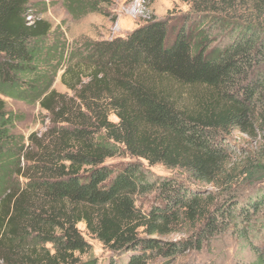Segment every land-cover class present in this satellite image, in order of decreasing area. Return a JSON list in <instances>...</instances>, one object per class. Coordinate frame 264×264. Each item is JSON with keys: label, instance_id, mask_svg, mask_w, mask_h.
Segmentation results:
<instances>
[{"label": "trees", "instance_id": "trees-1", "mask_svg": "<svg viewBox=\"0 0 264 264\" xmlns=\"http://www.w3.org/2000/svg\"><path fill=\"white\" fill-rule=\"evenodd\" d=\"M183 1L233 23L230 38L214 44L206 22L176 29L153 19L127 37L69 52L65 43L50 42L52 26L35 17L32 0H0L2 264H98L81 223L118 254L109 264H172L262 209L263 199L232 197L237 167L228 138L236 129L264 136V3ZM100 2L73 5L96 11ZM251 2L258 18L238 16ZM64 66L62 82L72 95L53 87ZM174 86L187 98L174 97ZM5 97L39 103L52 126L26 143ZM124 154L182 171L186 180H151L136 162L120 170L106 164ZM244 168L243 174L256 166L248 161ZM192 182L225 197H205ZM149 195L153 204L144 210L138 199ZM193 226L185 240L164 238ZM252 249L251 264H264V243Z\"/></svg>", "mask_w": 264, "mask_h": 264}, {"label": "rangeland", "instance_id": "rangeland-1", "mask_svg": "<svg viewBox=\"0 0 264 264\" xmlns=\"http://www.w3.org/2000/svg\"><path fill=\"white\" fill-rule=\"evenodd\" d=\"M33 13L35 17H41L50 22L52 31L49 37L50 42H63L69 52H84L86 47L96 41H106L117 37H127L137 28L147 22L158 19L168 20L173 28L190 23H208L212 28L214 44L223 40L227 41L228 28L233 23L225 20L220 14L200 15L192 9V3L183 0H100L96 11H84L75 8L73 2L76 0H32ZM264 3V0H259ZM72 2V3H71ZM251 2L250 8H238L237 15L244 18L256 20L258 13ZM75 4V3H74ZM252 15V16H251ZM264 24V18H261ZM229 23V24H228ZM66 66L62 67L53 84V87L60 93L72 95L71 91L62 82ZM86 71V70H85ZM79 74L81 70L76 71ZM87 72V71H86ZM76 78V76H75ZM179 90L174 86L172 95L178 99L187 98L185 90ZM186 95V96H185ZM8 109L15 112L19 120L16 122L15 132L22 135L26 143L33 133L39 135L47 131L51 126L49 113L41 107L39 103L30 104L23 100L5 97ZM114 122L118 118L114 115L110 117ZM228 145L231 147L230 158L237 167L233 184L232 197L239 203L247 200H264V136L257 130L255 136L250 137L241 130H233L228 138ZM252 162L256 169L249 173H244L246 163ZM140 163L147 171L151 180H161L170 177H179L186 180V175L182 171L169 169L163 164H149L142 158L132 157L128 154L110 158L106 164L114 169L120 170L130 163ZM202 195L219 196L224 199L225 195L220 194L221 189L207 183L192 182ZM154 197L149 195L138 199V205L147 210L153 204ZM263 205V204H262ZM193 226L189 232H173L165 239L182 241L187 239L194 231ZM79 228L83 235L92 245L91 255L98 260V264H109L110 260H119L118 254L106 249L103 244L93 238L81 223ZM264 243V206L253 216L251 222L231 225L225 232L216 234L204 240L200 249L191 248L178 256L172 264H251L256 260L253 252V245ZM0 264L2 262L0 261Z\"/></svg>", "mask_w": 264, "mask_h": 264}]
</instances>
